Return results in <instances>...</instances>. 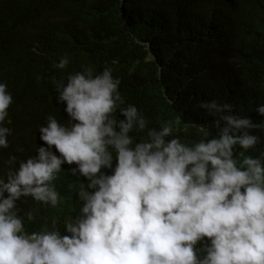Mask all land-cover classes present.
<instances>
[{"label": "clouds", "instance_id": "9594fccd", "mask_svg": "<svg viewBox=\"0 0 264 264\" xmlns=\"http://www.w3.org/2000/svg\"><path fill=\"white\" fill-rule=\"evenodd\" d=\"M68 64L64 56L55 67ZM119 85L111 68L57 84L69 122L48 116L38 129L47 147L0 176V264H264V152L244 155L260 143L253 130H264V120L234 115L231 103L202 101L217 136L197 126L201 139L181 142L173 121L137 143L131 133L144 132L148 121L136 106L120 107ZM12 103L0 82V148L9 146L4 122ZM118 109L122 120L113 115ZM255 111L264 116V104ZM72 165L81 177L75 210L59 226L53 219L28 232L29 203L58 208L52 182ZM22 197L29 202L17 203Z\"/></svg>", "mask_w": 264, "mask_h": 264}, {"label": "trees", "instance_id": "16d2710c", "mask_svg": "<svg viewBox=\"0 0 264 264\" xmlns=\"http://www.w3.org/2000/svg\"><path fill=\"white\" fill-rule=\"evenodd\" d=\"M64 56L69 64L57 69ZM105 68L120 80V107L134 105L148 121L144 132L131 133L137 143L148 138V129L173 121L181 142L201 139L197 126L217 136L211 127L215 118L199 107L202 101L231 103L234 115L259 123L264 120L255 111L264 104V0H0V82L13 97L0 176L47 147L38 129L48 116L69 122L66 105L57 101V84L69 74L91 69L95 76ZM113 115L124 119L119 109ZM253 134L260 143L244 155L256 157L264 152V130ZM52 150L59 154L55 146ZM240 151L233 149L234 158ZM10 156L17 158L14 166L7 163ZM115 163L114 156L113 168ZM74 167L52 182L62 197L58 208L29 203L34 219L25 222L28 232L50 227L53 219L59 226L75 210L81 177L72 174ZM24 201L29 202L22 197L17 203Z\"/></svg>", "mask_w": 264, "mask_h": 264}]
</instances>
